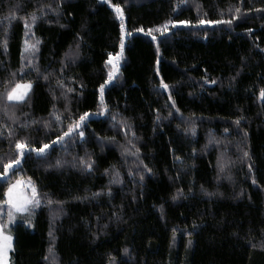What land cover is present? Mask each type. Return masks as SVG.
<instances>
[{"label": "trees", "instance_id": "obj_1", "mask_svg": "<svg viewBox=\"0 0 264 264\" xmlns=\"http://www.w3.org/2000/svg\"><path fill=\"white\" fill-rule=\"evenodd\" d=\"M25 81L26 102L6 101ZM261 89L264 0H0V171L16 140L49 143L0 178V224L19 174L41 199L7 222L9 264H264ZM85 112L83 138L50 143Z\"/></svg>", "mask_w": 264, "mask_h": 264}, {"label": "snow or ice", "instance_id": "obj_2", "mask_svg": "<svg viewBox=\"0 0 264 264\" xmlns=\"http://www.w3.org/2000/svg\"><path fill=\"white\" fill-rule=\"evenodd\" d=\"M48 7H51L50 5ZM115 8L116 14L123 19L124 13L123 10L121 9L120 5H113ZM55 11V9H53ZM241 9L237 7L235 9V12L239 14ZM14 18V17H13ZM236 16H233L232 19H217V20H212V19H198L195 22L191 20H167L164 22L163 25L158 26V30L163 34L164 32L168 31L169 25L172 27H176L177 25H183V26H190L193 23L199 24V25H219V24H231L232 20L235 19ZM39 19V17L34 13L31 14V23L35 24L36 21ZM25 26L27 28H30L31 25L28 24L27 20H25ZM124 25L121 23V29H123ZM139 31H143V29H139ZM152 29L148 30V34L151 35ZM153 39L155 37L153 36ZM25 49L30 50V51H35L37 48V45L39 44V41L37 40L35 43H29V41L25 40ZM121 51L119 53H116L115 56L113 54L109 53L108 55V60L107 63L112 65L111 71L108 73V81H111L113 77L116 75V72L118 71V63H119V58L122 55L123 52V47H124V40L123 38L121 39ZM7 42L5 41V46ZM31 63V61H29ZM36 71L39 73V68H36ZM13 76L15 75L14 73L12 74ZM44 79L47 80L48 76L45 75ZM108 81H105V83H108ZM210 83H215V81H209ZM59 84L63 85V81H58ZM161 85L164 89H167L169 85L163 83L161 81ZM66 87V86H65ZM104 84L100 85V100H101V105L103 110H107V105L104 104ZM31 88V82H27L26 84H20L16 83L15 87H12L11 90L6 92V101L8 102H26L25 97L28 94V90ZM68 92H73L74 89L72 88H67ZM260 97L264 99V89L260 90L259 93ZM171 98V97H169ZM6 114L8 113V108L7 105L4 106L2 109ZM89 116L88 112L83 113L82 115L79 116V119L74 121L73 123L69 124L67 127V131H63L61 135L56 136L54 141H51V144H56V143H61L65 141L66 138H69L73 134H78L79 137L83 138L85 133L82 129V126L84 125L86 118ZM11 119H15V113H12L10 116ZM115 119V117H113ZM56 121L60 122V116L56 115ZM35 123V121H33ZM237 123H239V119L237 120ZM45 127H49V124L47 121L44 122ZM28 125H23V127H27ZM227 131V130H225ZM12 133L9 132V136H11ZM14 150L18 151V154L15 156L14 159H9L7 163H4L2 168L3 170L0 171V178H6L10 170H14L13 166H21L23 163V160L28 158L33 152L36 153L37 155H45L46 150L49 148V143H44L41 147H34L31 145V143L25 138L23 140H16L14 142ZM125 151H128L127 148H125ZM138 151V150H137ZM244 157H248L249 153L245 151L243 153ZM80 164L85 166L88 170H91L93 166L92 160L89 158L88 160H85L84 158H80L79 160ZM57 165L61 164L60 160L56 161ZM221 169L223 170L224 165H220ZM251 167V165H249ZM107 171V170H106ZM149 171H151L149 169ZM115 175L118 177L119 173H115ZM24 182L21 180H17L15 184H12L8 187L7 192L5 195L7 196V200L4 201L3 203H6L8 205V218L11 221L12 218L16 214H28L32 215L34 213V210L39 207L41 204V199L39 196V193L36 189V186L31 182V179L29 178L27 182V187L31 189V194L30 195H21L19 194L18 190L20 189L21 185ZM50 203V201H49ZM51 235V233H50ZM12 237L10 235H6L4 232L3 225L0 224V264H9V258H8V250L12 248ZM53 249L50 247L49 252L51 253ZM125 252H127V249H125Z\"/></svg>", "mask_w": 264, "mask_h": 264}, {"label": "rangeland", "instance_id": "obj_3", "mask_svg": "<svg viewBox=\"0 0 264 264\" xmlns=\"http://www.w3.org/2000/svg\"><path fill=\"white\" fill-rule=\"evenodd\" d=\"M23 51H25V54H26V52H28V50H26L25 49V43L23 44ZM119 53V52H118ZM113 56H115V54L113 55ZM120 59H121V56H120V58H119V63H118V66H119V64H120ZM109 65V68H110V71H111V69H112V65L111 64H108ZM114 78V77H113ZM18 83H20V84H26L27 83V81H25V82H18ZM15 87V86H14ZM29 91V90H28ZM16 166H13V169L15 168ZM11 172V170L9 171V173ZM8 173V174H9ZM17 174H19V173H17ZM17 180H21V181H23L24 183L21 185V187H20V189L18 190V192H19V194H21V195H30L31 194V189L29 188V187H27V182H28V178H25V177H22L20 174L17 176V178H15L14 180H12L10 183H9V185H8V187L10 186V185H12V184H15L16 183V181ZM32 182V181H31ZM8 187H7V189H8ZM7 189H6V192H7ZM5 192V193H6ZM7 200V196L5 195V201ZM5 205L7 206V210H8V205L5 203ZM8 212V211H7ZM7 214V213H6ZM14 218V217H13ZM13 218H12V220H13ZM11 220V221H12ZM10 220H9V218H8V215H7V220H6V222H5V224H2L3 225V228H4V232H5V234L6 235H10L9 233H8V231H7V222H11ZM11 236V235H10ZM11 243H12V241H11ZM10 251H11V249L10 250H8V252H7V254H8V258H9V263H10Z\"/></svg>", "mask_w": 264, "mask_h": 264}]
</instances>
